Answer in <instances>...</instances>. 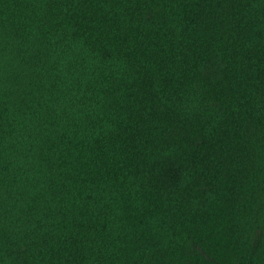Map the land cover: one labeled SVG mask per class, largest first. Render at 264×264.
Masks as SVG:
<instances>
[{
	"label": "trees",
	"instance_id": "trees-1",
	"mask_svg": "<svg viewBox=\"0 0 264 264\" xmlns=\"http://www.w3.org/2000/svg\"><path fill=\"white\" fill-rule=\"evenodd\" d=\"M0 264H264V0H0Z\"/></svg>",
	"mask_w": 264,
	"mask_h": 264
}]
</instances>
